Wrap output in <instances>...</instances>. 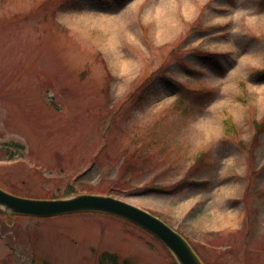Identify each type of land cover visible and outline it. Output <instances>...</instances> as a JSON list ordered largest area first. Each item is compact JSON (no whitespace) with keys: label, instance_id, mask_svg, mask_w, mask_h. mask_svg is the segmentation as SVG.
<instances>
[{"label":"rangeland","instance_id":"374dc122","mask_svg":"<svg viewBox=\"0 0 264 264\" xmlns=\"http://www.w3.org/2000/svg\"><path fill=\"white\" fill-rule=\"evenodd\" d=\"M0 182L118 196L205 264H264V0H0ZM104 250L175 264L112 216L0 214V264H100Z\"/></svg>","mask_w":264,"mask_h":264},{"label":"water","instance_id":"95a60500","mask_svg":"<svg viewBox=\"0 0 264 264\" xmlns=\"http://www.w3.org/2000/svg\"><path fill=\"white\" fill-rule=\"evenodd\" d=\"M0 206L12 212L50 216L75 211H101L125 218L161 239L180 264H202L189 244L162 220L126 201L96 194H79L62 199H27L0 189Z\"/></svg>","mask_w":264,"mask_h":264},{"label":"trees","instance_id":"16d2710c","mask_svg":"<svg viewBox=\"0 0 264 264\" xmlns=\"http://www.w3.org/2000/svg\"><path fill=\"white\" fill-rule=\"evenodd\" d=\"M140 86H141L140 84H137V86H135L134 89L131 92L134 94L137 90H139ZM225 124L228 126V131L231 132V134H236L237 135V133H238L237 128H236L235 124L231 121V119H226L224 121V125ZM253 124H254L255 128L259 127V123L258 122H254ZM202 156H204V152H202V151L195 156L194 159L196 160V163L200 162ZM129 159H133V158H129ZM122 166H123V168L124 167L128 168V167L131 166V164H124ZM201 184L204 185L205 181L201 182ZM101 261H105L107 264H117L118 263L117 262V256L114 255V254H104L102 256V258H101ZM122 264H131V263H129L128 261L124 260L122 262Z\"/></svg>","mask_w":264,"mask_h":264},{"label":"bare ground","instance_id":"6f19581e","mask_svg":"<svg viewBox=\"0 0 264 264\" xmlns=\"http://www.w3.org/2000/svg\"><path fill=\"white\" fill-rule=\"evenodd\" d=\"M121 64H122V67H120V68H123V69H125V68H129L128 65H127V62H126V61L123 60V61L121 62ZM123 69H121V70H123ZM123 72H124V70H123Z\"/></svg>","mask_w":264,"mask_h":264}]
</instances>
